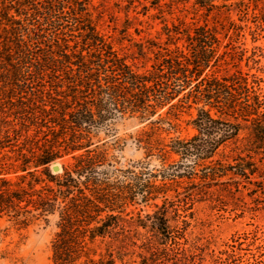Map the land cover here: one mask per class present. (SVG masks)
I'll return each mask as SVG.
<instances>
[{"label":"trees","instance_id":"obj_1","mask_svg":"<svg viewBox=\"0 0 264 264\" xmlns=\"http://www.w3.org/2000/svg\"><path fill=\"white\" fill-rule=\"evenodd\" d=\"M96 11L91 0H0V224L8 219L26 227L59 209L53 264H117L116 248L97 260L92 246L107 235L127 239L134 226L123 218L127 199L110 194L97 172L105 161L104 153L91 149L97 127L137 116L151 126L142 134L151 141L163 125L174 129L161 110L179 116L196 109L198 135L157 149L163 156L167 148L197 155L200 163L236 139L244 123L264 141V100L243 72L222 74L236 53L221 52L218 26L179 29L174 33L185 43L158 47L153 65L142 70L137 61L148 53L137 44L117 49L99 31ZM68 155L77 162L75 171L52 175L48 167ZM30 167H45L55 187L36 190L33 182L41 181ZM211 171L216 177L217 169ZM18 172L27 175L14 184L8 176ZM28 177L33 182L25 186Z\"/></svg>","mask_w":264,"mask_h":264},{"label":"rangeland","instance_id":"obj_2","mask_svg":"<svg viewBox=\"0 0 264 264\" xmlns=\"http://www.w3.org/2000/svg\"><path fill=\"white\" fill-rule=\"evenodd\" d=\"M91 1L95 19L102 17L99 31L117 49L137 44L148 53L147 59L137 61L142 70L153 65L158 47L174 49V44L185 43L178 41L183 38L175 34L179 29L218 26L221 52L236 53L235 58L228 56L222 74L243 72L264 100V0ZM168 31L175 38L170 39ZM168 111L166 107L159 113L174 129L163 125L165 131L151 141L142 135L151 126L137 116L117 117L91 134V149L105 154L97 172L109 183L110 194L127 199L123 218L134 224L127 239L118 234L99 237L92 246L95 259L116 248L117 264H264V141L256 139L250 123H244L239 136L205 162L171 148L163 156L157 149L161 143L174 145L198 135L193 124L196 109L179 116L167 115ZM146 142L154 146L152 151ZM55 163L62 168L59 174L52 170ZM76 163L68 155L48 170L60 177L65 170L74 172ZM30 168L38 170L41 183L28 177L25 186L33 182L36 190L55 187L43 174L45 167ZM214 168L218 174L211 177ZM26 175L18 172L8 178L20 184ZM59 221V209L22 228L2 220L0 264H53L52 242Z\"/></svg>","mask_w":264,"mask_h":264},{"label":"water","instance_id":"obj_3","mask_svg":"<svg viewBox=\"0 0 264 264\" xmlns=\"http://www.w3.org/2000/svg\"><path fill=\"white\" fill-rule=\"evenodd\" d=\"M52 170L55 174H59L62 170L61 166L58 164V163H55L53 166H52Z\"/></svg>","mask_w":264,"mask_h":264}]
</instances>
